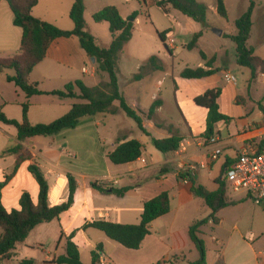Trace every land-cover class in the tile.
Returning <instances> with one entry per match:
<instances>
[{
    "label": "crops",
    "instance_id": "0c3cea01",
    "mask_svg": "<svg viewBox=\"0 0 264 264\" xmlns=\"http://www.w3.org/2000/svg\"><path fill=\"white\" fill-rule=\"evenodd\" d=\"M56 1L38 0L32 9L33 16L53 23L61 29H72L73 24L69 17L65 19L55 11ZM140 1L144 4L151 3ZM253 1L255 5L247 45L255 55L264 59V0ZM71 5L72 0H68L66 2L68 10ZM117 9L119 10L118 7ZM172 10L170 9L168 13ZM120 15L122 16L121 12ZM137 20V18L134 20V24ZM235 32L236 30H221V35L215 36L217 38ZM21 34V29L13 24V14L8 4L0 0V58H9L18 51ZM91 34L96 44L101 47H107L111 41L110 36L109 42L100 44L98 38ZM171 39L168 31L165 35V44L170 49V54H173L175 46L170 42ZM207 42L210 48L202 51L206 59L198 63V66L205 67V62L211 61L212 67L217 69L216 72L208 77L188 79L189 83L181 87L175 85L176 108L183 128L171 127L169 125L171 123L159 116L162 101L151 119L142 117V126L149 135L138 127L140 133L131 126L122 125L117 120L123 113L121 111L83 117L75 128L65 129L54 136H35L20 143L16 140V129L0 122V183H3L1 203L6 211L19 209V200L23 193H28L32 201L37 202L38 185L28 171L30 165L39 167L46 179L49 187L48 201L51 206L67 200V174L72 175L76 182L71 207L62 212L58 219L33 228L26 240L16 245L14 256L20 253L24 256L27 250H34V247L45 243V247L41 249L45 251V255L39 261L34 260L32 264H53L50 263L53 259L65 253L66 237L74 233L71 241L79 248L80 259L81 253L88 252L87 258L90 263L91 251L97 244H101L100 255L110 258L112 264H186L197 260L199 253L194 255L189 250L195 257L188 258L179 243L180 237L184 232L188 234L190 225L195 221L205 219L197 232L205 246L204 264H264V235L256 237L252 231L241 232L238 227L244 217L241 206L252 201L244 191L233 192L224 178L228 165L236 159L239 152L257 150L259 143L264 140V82L260 80L258 74L251 79L249 70L246 73L237 69L239 65L236 63L234 44L230 45L228 52L227 48L220 50L222 45L216 44L212 39ZM157 58L155 64L149 65V68L132 58L128 64L135 63L136 71L147 66L146 76L150 78L164 69L159 68L158 62L163 64V61L158 56ZM232 58L236 66L230 62ZM119 63L120 55L117 61V78L119 91L124 97V88L131 80L120 73ZM217 63L223 66L217 67ZM231 69L241 73L243 79L227 83L224 73L233 74ZM217 73L221 74V79H216ZM12 74L13 71L10 69L0 73V108L9 119L21 121V104L26 100L30 103L27 117L31 124L49 123L68 112L71 105L78 101L75 98L61 99L51 95H33L26 99L19 87L6 81V76ZM142 79L144 78L141 77L138 81L144 85L141 83ZM75 80H81L90 87L97 85L101 80H107L106 74L99 71L95 61L87 57L75 36L54 40L45 58L29 74V81L35 83L41 91L61 90L66 83ZM157 83L161 84V81L158 80ZM216 87L221 90L217 99L219 111L229 117V120L215 124L214 135L211 137L215 142L210 143L202 136L205 131L207 110L197 106L193 100L207 89ZM144 90L142 86L134 88L137 99L132 102L125 100L134 110L147 112L157 98L152 95V101L144 102L141 97L146 92ZM115 105L118 103L115 102ZM165 125L168 126L164 127ZM168 128L182 136L184 148L163 154L152 145L151 137L168 136L166 130ZM131 139L142 144L141 157L145 159V164L138 159L120 165L111 163L108 154L117 144ZM15 145L20 146L17 151L4 153L7 148ZM214 149L221 151L216 158L211 157ZM190 165L195 168L189 169ZM188 177L193 178L208 191L218 190L219 182L223 181L224 195L232 204L218 210L214 218L209 217L210 209L201 198L191 192ZM93 181L127 190L122 196L96 191L90 185ZM163 191L169 193L170 210L150 223L149 234L145 236L137 250L122 247L97 229L91 227L83 229L87 223L100 219L121 224H137L144 202ZM208 229L211 230L210 243L204 233ZM47 230L50 231V235L44 236ZM247 232L254 234L253 241L245 240ZM32 234L34 236L29 242ZM110 249L124 254L127 252L123 249L128 250L134 257L119 263L109 252ZM24 258L29 257L20 260Z\"/></svg>",
    "mask_w": 264,
    "mask_h": 264
},
{
    "label": "trees",
    "instance_id": "16d2710c",
    "mask_svg": "<svg viewBox=\"0 0 264 264\" xmlns=\"http://www.w3.org/2000/svg\"><path fill=\"white\" fill-rule=\"evenodd\" d=\"M12 14L13 24L22 31L18 51L9 58H0V73L6 69L13 71L12 75L6 76V81L14 83L25 94L26 99L33 95H51L58 98H75L68 112L54 119L49 123L31 124L28 121L27 113L30 106L28 100L21 104V121L9 119L0 108V122L11 125L16 129L17 142H23L35 136H54L57 133L75 128L83 117L96 116L103 113L123 112L127 117L133 119L137 127L146 135H149L142 126V117L151 119L155 110L161 105V100L155 99L147 112L131 108L119 91L117 78V61L124 45L130 40L134 30V20L137 18L136 11L123 18L119 10L114 5H106L92 15L95 23L106 22L110 32L111 41L107 47L96 44L94 36L86 29L84 19L85 4L84 0H72V5L68 12L71 20L72 29L65 30L55 24L41 20L32 14L33 7L38 0H4ZM150 1L161 12L168 14L170 9L176 10L195 22L204 24L207 17V6L199 0H143ZM216 1V13L224 18H228L227 8L224 0ZM254 1L250 0L247 9L234 20L235 34H224L229 38L235 47L236 63L250 71V78L254 79L259 72H264V59L255 55L253 50L248 47L252 26V11ZM168 31L157 32V36L171 53L165 44V35ZM75 36L79 40L81 48L87 57L94 58L97 69L106 74L107 80H101L95 86H87L81 80L66 83L61 90L41 91L35 83L29 81V74L32 69L41 62L47 53L51 43L58 38ZM200 33H195L186 47L191 49L195 46ZM203 60L205 54L200 51ZM157 56H150L146 64L154 65ZM159 68H163L158 65ZM217 69L212 67L211 61L205 62V67H185L181 70L180 76L186 79H199L211 76ZM140 78V75H135ZM176 86H174V89ZM220 88H211L202 94L194 97L197 106L207 110L205 131L202 136L207 140L214 135L215 124L220 121L227 122L229 117L219 111L217 99L220 95ZM115 102L118 105H115ZM168 136L163 138L151 137L152 145L161 153H172L177 151L182 141V136L173 132L171 128L166 129ZM264 143L262 140L258 147ZM19 145L7 148L4 153L17 151ZM142 144L131 139L117 144L108 154V159L115 165L132 162L141 156ZM18 163V161H17ZM28 171L35 178L38 185L37 202L34 203L28 193H23L19 200V209L6 211L1 203V190L3 183H0V264L10 261L14 256L17 244L23 243L33 228L42 223H48L58 219L59 215L69 209L73 204V195L76 182L72 175L67 174L68 197L65 202L51 206L48 201V184L41 170L36 165H30ZM189 176V175H188ZM191 183V192L201 198L210 209L209 217L214 218V214L232 202L224 195V182L220 181V187L216 191H208L195 180L188 177ZM91 188L96 191L111 193L122 196L126 188H115L108 184H101L97 181L91 182ZM170 210V196L166 191L144 202L140 220L137 224H121L106 220H94L83 226L97 229L105 234L107 238L118 243L122 247L131 250L140 248L145 236L149 234L150 223L156 218L167 214ZM205 222V219L195 221L188 229V236L199 253V258L186 264H204L205 246L198 237V228ZM74 233L65 239V253L57 256L50 263L53 264H83L80 259L79 248L71 241ZM62 235V234H61ZM102 253V245L97 244L91 251V264H97L99 255ZM31 258L18 260L15 264H32ZM220 263V262H219Z\"/></svg>",
    "mask_w": 264,
    "mask_h": 264
},
{
    "label": "rangeland",
    "instance_id": "374dc122",
    "mask_svg": "<svg viewBox=\"0 0 264 264\" xmlns=\"http://www.w3.org/2000/svg\"><path fill=\"white\" fill-rule=\"evenodd\" d=\"M68 0H57L54 3L55 11L59 12V15H63L65 19H68L67 12L68 7H66V2ZM84 0L85 12L84 19L86 23V29L93 33L100 44H106L110 40V32L107 29V23H95L92 19V15L106 5L117 6L122 14V16H127L132 12L136 11L138 13L137 21L134 24V30L132 32L130 40L124 45L122 51L120 52V63L119 70L120 73L126 75L131 81L126 84L124 88V97L127 102H132L137 99L134 95V88L141 87L146 90L143 95H141L144 102H150L151 96L155 95L156 99H161L162 106L159 112L161 118H165L171 127L183 128V122L180 118V114L176 108L174 86H183L189 83L188 79H184L180 76V72L185 67L194 68L198 66V63H202L203 59L200 55V51L208 50L209 39H212L218 45H222V48L230 52V45L233 44L229 38L225 36H219L214 31H230L235 30L234 20L245 10L249 5L250 0H224L228 18L224 19L216 13V1L215 0H199L206 4L207 17L204 24L193 21L192 19L182 15L181 13L172 10L168 14L161 12L153 3L144 4L140 0ZM188 21V23L186 22ZM170 31L171 40L170 42L174 44L175 49H173V54H170L163 43L157 36V32ZM195 33H200V36L191 49L186 47L193 35ZM221 52V51H219ZM158 56L162 62H158L164 69L161 72H157L153 76L147 74V59L152 56ZM119 58V56H118ZM139 61V64L147 65L145 68L140 70L135 69L134 64H128L129 59ZM128 61H125V60ZM230 62L234 66V58L230 59ZM217 67H221L220 63L216 64ZM237 69H241L248 73V69L245 67L238 66ZM237 80L243 79V75L237 71L231 69ZM139 74L140 78L143 77L142 82L144 85L139 83V79L135 78V75ZM102 75V74H101ZM216 79H221V74H216ZM160 80L161 84L157 81ZM123 79L121 78V86H123ZM144 90V91H145ZM53 99H57L53 97ZM117 120L121 122L124 126H131L134 130L138 132L137 125L135 121L123 113H121ZM165 125L164 127H167ZM140 133V132H138ZM199 198H197L198 200ZM199 201H202L199 199ZM203 203V202H202ZM241 211L244 212V217L240 220L238 227L241 232L252 231L256 237L264 235V210L259 207L252 206L251 202H248L241 206ZM36 233V232H35ZM207 237L206 240L210 243L209 237L211 236V230L204 231ZM44 236H49L50 231L47 230ZM34 234L29 238V242L32 241ZM180 245L183 247L185 255L188 258H194L192 254L197 255L198 252L193 243L190 241L187 233H183L180 237ZM45 247V243H41V246L34 247V250H27L26 255L22 256L15 255L10 261H4L2 264H15L16 260H20L23 257L32 258L33 261H39L45 255V251L41 250ZM192 251V254L189 253ZM127 253H122L120 251H115L110 249V253L119 263H124L134 257L131 251L124 250ZM89 253H81V259L84 264H91L88 261ZM17 258V259H16ZM112 264V263H111Z\"/></svg>",
    "mask_w": 264,
    "mask_h": 264
},
{
    "label": "built area",
    "instance_id": "2783aa9c",
    "mask_svg": "<svg viewBox=\"0 0 264 264\" xmlns=\"http://www.w3.org/2000/svg\"><path fill=\"white\" fill-rule=\"evenodd\" d=\"M258 77L264 82V72H259ZM224 79L227 83H235L236 77L230 72L224 73ZM210 143H214L215 139H208ZM184 144L180 142L179 148L182 150ZM220 149H214L211 154L212 158H216L220 154ZM142 164H145L143 157L137 158ZM136 159V160H137ZM195 166L190 165L189 169ZM225 181L233 192L244 191L252 201V203L264 210V143L252 152L241 151L236 159L228 165L225 175ZM246 241H253L254 234L247 232L244 236ZM110 258L99 255L97 264H111Z\"/></svg>",
    "mask_w": 264,
    "mask_h": 264
},
{
    "label": "water",
    "instance_id": "95a60500",
    "mask_svg": "<svg viewBox=\"0 0 264 264\" xmlns=\"http://www.w3.org/2000/svg\"><path fill=\"white\" fill-rule=\"evenodd\" d=\"M217 35H221V31H214ZM91 61H94V58H91Z\"/></svg>",
    "mask_w": 264,
    "mask_h": 264
}]
</instances>
